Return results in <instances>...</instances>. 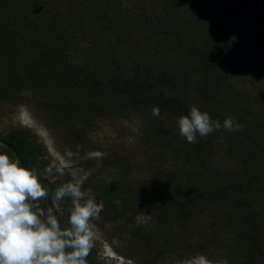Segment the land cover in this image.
Listing matches in <instances>:
<instances>
[{"label":"trees","instance_id":"16d2710c","mask_svg":"<svg viewBox=\"0 0 264 264\" xmlns=\"http://www.w3.org/2000/svg\"><path fill=\"white\" fill-rule=\"evenodd\" d=\"M73 1L0 0V49L25 54L32 43V66L39 63L29 71L34 93L50 82L58 90L73 93L74 98L64 97L63 108L53 103L48 112L55 126L71 135L74 156L84 151L81 141L85 134L69 118L78 121V116H102L109 110L121 116L124 104L131 100L138 118L152 125V134L145 138L150 154L160 160V169L152 167L149 177L126 196L123 203L129 197L128 205L102 216L114 223L120 245L135 240L131 253L119 247L114 250L133 264L177 260L185 264L198 254L212 264H264V92L255 88L252 97L244 95L245 79L264 88V55L253 49L244 55L237 52L239 43L249 41V29L256 26L259 9L248 0H146L148 4L137 8L135 19L127 15L132 14L127 7L132 0H83L81 5L75 4V13H64V26L58 6H48ZM83 17L96 29L120 32L121 42L127 43L128 66L113 50L110 57L91 43L85 51L80 49L75 43V25L83 29ZM18 21L21 36L16 37ZM23 34L32 42L22 38ZM73 44L76 54H63ZM83 54L88 55L82 58L84 63L78 61ZM156 57H162L158 64L151 62ZM16 60H9L4 79L0 76L4 96L21 88L11 78ZM45 63L49 67L42 69ZM193 106L221 125L232 117L242 130L229 132L221 127L207 137L197 134V142L189 143L179 133L178 119ZM153 107L160 109L159 117L152 115ZM87 123L89 129L91 122ZM0 142L4 144H0V153L36 170L49 189L46 201L51 202L60 184L47 179L50 173L46 170L51 166L42 143L29 131L10 133L0 137ZM221 150L232 164L216 160ZM220 156L219 160L222 153ZM116 158L118 168L125 172L124 160ZM85 165L91 167L90 162ZM167 165L173 168L167 169ZM93 175L88 176L89 181ZM125 188L121 180L101 186L98 202L105 205L108 198L114 202ZM71 204L69 198L58 202L66 215ZM127 212L132 214L128 218ZM138 214L150 218L147 225H152L141 236V227L134 220ZM160 226L162 230L157 228ZM87 264H103L93 249Z\"/></svg>","mask_w":264,"mask_h":264},{"label":"rangeland","instance_id":"374dc122","mask_svg":"<svg viewBox=\"0 0 264 264\" xmlns=\"http://www.w3.org/2000/svg\"><path fill=\"white\" fill-rule=\"evenodd\" d=\"M82 2L83 0H75L68 4L64 3L63 5L52 3L49 4L48 9L58 6V12L63 13V18L60 22L65 26L66 23L62 21L65 17L64 13L70 10L75 13L78 10L75 4L78 3V5H81ZM248 3L251 6H255V9H259V15L256 18V26H251L249 29V41L247 43L245 41L239 43L237 52H241L244 55L247 50L253 49L260 55H264V0H248ZM143 4L148 3L146 0H132L129 4L131 6L127 5L132 13L127 14L128 17L138 19L137 8ZM37 16L38 14L35 15V18ZM72 23L73 19L70 18V24ZM222 23H224L223 20ZM81 24L83 29L75 25V43L80 46L82 51H85L88 48V43H91L92 45L100 47L101 51H106L110 57L112 56L111 51L113 50L115 54L122 59L123 65L128 66L130 64L125 53L127 43L124 42L123 44L121 42L120 32L117 29L113 31L110 28V31L106 33L104 29H96L94 24H90L89 21L86 20V17L82 18ZM19 27L21 28L22 26L18 21V30L16 28L14 29V31H17L16 37L17 35L21 36L20 33L18 34ZM61 28H63V25H61ZM82 32H84L85 35H82ZM22 38L27 42H32V38H26L24 34ZM250 42H254L253 46L249 44ZM75 48L76 46L74 44L71 48L69 45V47L63 51V54L67 56H71V54L74 55L73 53L76 54ZM27 49L31 51L23 54L20 50L16 55L0 49V76L4 79V75H6V63L11 59L17 58V62L15 61L14 64L17 66V69L13 71L11 78L15 79L21 87L20 90L15 89V91H11L8 96H4L0 93V137H6L10 133L18 131H29L32 136L35 135L36 140L42 143L43 151H45V153L47 152L46 157H48L49 165L51 167L54 166L52 172L47 176V179L54 183L57 181L60 186L68 182L78 183L81 185L82 190L88 193V198L94 199L97 203H99L98 188L101 190V186L105 184L116 183L119 180L123 181L127 188H125L124 194L119 196L116 195L117 198L115 197V199L112 198L114 202L110 198L106 199L107 204L104 205L99 219L93 221L95 231L97 232L93 250L96 252L98 260L103 262V264H129L130 261L125 260L119 255L114 250V247H119V249L131 253V247L135 240L130 239L124 246L120 245L118 238L119 234L115 232L116 227L114 223H109L102 216L107 215L108 217L111 215V213L107 212L108 210L111 212L113 210L120 211L124 204L128 205L127 201L129 197L126 203H123L126 196L134 192L136 185H141L142 181L149 177V172L152 167L160 169V160L150 154L151 149L146 143L145 138L152 134V125L149 121H143L138 118L137 110H132L131 100H128V102L124 104L126 105L125 113L121 116L116 113V111L109 110L108 114L102 116L97 114H94V117L78 116V121H73V119L69 118V120H71L70 123L82 127L81 129L85 134V139L81 141L85 145L84 151L80 155L74 156L72 153L74 147L71 146V135L63 131L62 128H57L53 121L49 119L50 113L48 112V107L53 103L63 108L62 106H65L66 102L65 98L68 99L71 96L74 98L73 93L66 92L65 90H58L56 85L54 86L52 82L49 84L43 83L42 87L39 89L40 92L34 93L33 89H31L32 82L28 80L31 75L29 71L31 67H37L39 63L36 65V62H34L35 64L32 66L33 58L31 54L34 51L32 43L27 45L25 50L27 51ZM255 51L254 54H256ZM164 56L166 55L162 57ZM162 57L153 58L151 62L158 64L160 59L162 60ZM82 58L86 59L88 55L83 54L82 57L79 58L78 61L84 63ZM144 58L146 59L148 57ZM46 67H49L47 63L43 65L42 69H46ZM245 80L244 95L252 97L255 88L262 89L264 92L263 84L258 82L253 83L251 82V78ZM5 97H7L8 100H6ZM73 101L77 103V100ZM71 115L74 114L71 112ZM151 121L153 122L155 120L153 119ZM87 122H91L89 129V124ZM158 122H164V120H159ZM223 152L224 150H221L216 155V160L218 162H224L225 165L232 164L229 159L224 158ZM69 153L72 155L69 156ZM220 153H222L221 160H219V157L221 158ZM116 157H121L122 160H124V166H122V168L126 169L125 172L122 173L121 169L118 168L119 163H117ZM12 160L19 162L17 158ZM85 162H90L91 167L84 166ZM167 166V169L171 170L173 168L170 165ZM57 167L62 169V172L56 171ZM89 175H93L90 181L88 180ZM46 189H48L47 186ZM40 207L57 216L62 228L68 227L69 215L64 214L59 209L58 202L54 200L49 202L45 199L40 202ZM131 215L130 212H127L125 217L128 218ZM121 219L122 217H120L118 221H121ZM134 220L135 225L141 227L140 236L148 229H152V225H147V223L150 222V218L138 214L135 216ZM154 225L156 226V224ZM131 227L132 226H128V229H131ZM157 228L162 230L163 226ZM113 243L116 244L114 245ZM172 264H178V260Z\"/></svg>","mask_w":264,"mask_h":264},{"label":"clouds","instance_id":"9594fccd","mask_svg":"<svg viewBox=\"0 0 264 264\" xmlns=\"http://www.w3.org/2000/svg\"><path fill=\"white\" fill-rule=\"evenodd\" d=\"M152 115L159 117L160 109L153 107ZM221 127L229 132L242 130V125L232 117L221 125L196 106L178 119L179 133L189 143L197 142V134L207 137ZM46 171L51 173L52 167ZM56 171L62 169L57 167ZM47 196L48 189L35 169L22 167L18 161L0 153V264H87L97 238L93 221L99 219L103 201L97 203L88 198L78 183L68 182L58 187L53 200L72 201L68 227L62 228L57 216L40 207ZM185 264L212 262L198 254Z\"/></svg>","mask_w":264,"mask_h":264},{"label":"water","instance_id":"95a60500","mask_svg":"<svg viewBox=\"0 0 264 264\" xmlns=\"http://www.w3.org/2000/svg\"><path fill=\"white\" fill-rule=\"evenodd\" d=\"M0 144H3L2 142H0Z\"/></svg>","mask_w":264,"mask_h":264}]
</instances>
